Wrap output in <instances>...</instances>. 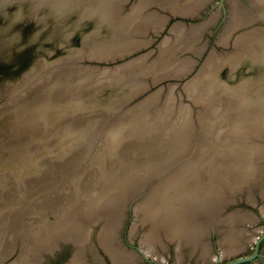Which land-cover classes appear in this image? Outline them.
<instances>
[{"label":"rangeland","instance_id":"1","mask_svg":"<svg viewBox=\"0 0 264 264\" xmlns=\"http://www.w3.org/2000/svg\"><path fill=\"white\" fill-rule=\"evenodd\" d=\"M92 1H100L108 9L102 10L98 15L100 28L94 26V20L97 18L78 21L72 12H68L65 21L62 22V26L73 33L67 37L64 33L50 34V31L32 37L31 26L26 18H22L20 24L15 26L22 42L27 41L26 44H31L30 49L38 47V51L42 52V57L38 58L33 68L34 78L32 77L31 82L20 94L33 91L37 86L34 85L40 79L57 70L68 72L67 81L63 85L56 83L42 92L38 91V87L35 88L34 101L42 100L48 97L49 92L57 90L64 92L62 89L64 85H80V82H88L89 70H91L96 78L94 80L90 78L89 81H92L86 83L89 85L86 93L84 95L75 93L71 96L76 95L72 96L73 99L76 98L75 102L81 99L82 103L88 101L96 113L93 115L95 116L93 120L91 119L87 124L92 126L91 129L88 130L85 126V132L75 140L74 146L71 144L67 147L69 151L66 153L63 151L54 154L47 151V153L48 147L54 144L51 142L47 143L42 154L30 158L34 152L30 153V151L38 146L42 147L40 143L45 135L43 131L50 129L48 121L45 122L43 119L40 120L43 124L42 128L31 131L28 127L31 135L27 138L22 137L24 142L18 146L14 145V148L6 149L5 143H18L17 137L20 135H16L18 131L14 132V130L20 125L19 122L23 124L22 116L7 131L10 132L6 135L8 140H2L5 136L0 135L2 140L0 141L2 143L0 146V264H11L14 261L16 263L17 259L18 262L28 261L26 257L24 259L20 257L22 254L32 256L36 253L31 257L30 263H35L36 258L43 259L47 253L45 244L55 242L57 240L55 236L61 229L71 228L70 224L76 223L81 212L85 211L86 206L80 207L81 201L95 195H98L97 197L111 195L119 200L127 199L126 203L131 209L123 218L122 226L125 227L123 232L120 231L123 239L121 240L119 236V241L124 243L122 245L125 249L138 251L137 255H141V259L136 256V262L161 264L156 259L148 257L140 245L141 234L149 229L148 221L143 222L141 228H138L136 233L138 235L135 234L134 241L130 238L131 222L136 219L132 207L139 201L149 203L145 199L149 194L151 195L147 199L160 196L161 193L170 190L173 193L172 197L179 199L184 195L183 198L179 201L174 200V197L168 198L162 205H156L159 207L156 213L171 214L176 218L182 215L188 216L195 231L191 236L184 234L187 237L176 234V240L172 242L166 240V235L163 233L158 235L159 238L163 234L162 238L167 241V250L163 248L164 244L160 243L161 241L156 242L155 245L166 258L164 264H173L178 260L177 258L180 259L179 264H195L201 250L195 246L199 244V239H205L207 242L205 249L210 252L218 254L221 249L226 250L222 260L208 264H226L236 258L250 256L255 252L256 243L249 242L247 233L259 239L257 253L246 262L238 264H264V214L260 210L264 205V18L259 16V9L252 2L250 3L251 0H237L239 5L236 9H240L241 14L247 15L248 20L244 17L238 19V22L227 30L228 32L224 31L225 39L219 42L217 41L219 32L231 15V3L230 0H209L206 7L200 11L201 17L197 19L204 21L203 28L196 34H194L195 30L189 35H183L185 33L183 30L181 33L178 32V36L175 35L168 41L174 40L175 44L165 43L166 49L159 56V43L168 33L175 19H167L175 13L170 11L171 5L179 9L178 4L185 6L193 0L189 3L187 0H143L142 4L145 3L141 8H144L143 12L148 14L154 12L153 18L158 17L157 20H162L158 30L163 28L161 35H157V39L149 46L123 59L105 64L109 68H106L107 72H110L108 74L104 70L62 65L65 61H69L70 56L65 59L59 57L72 54L78 48L81 49L82 37L93 29L98 30V33H91L93 36L89 39L90 52L101 50L95 49L94 46L118 52L125 46V41L130 40L129 34L131 37L136 34L135 36H143L149 40V37L154 36L156 32L150 30L151 25L144 28L142 34L130 33L128 29V37L123 41L117 30V26L124 24L119 12L130 15L135 10L133 7L141 0H125L118 11L115 3L119 0L114 3L113 0ZM181 2L183 3L180 4ZM109 3L110 8L114 9V12L110 11V16ZM11 6L0 2V21L5 14L8 15L14 10ZM88 13L93 14L91 11ZM103 13H105L104 18L101 17ZM123 20L128 22V28L134 27L128 19L123 18ZM185 26L189 27L188 24ZM246 33L251 37H248L250 40L247 39ZM237 36L245 39L234 46L232 43L235 44L234 39ZM45 37L49 38L45 39ZM215 39L217 43L214 42ZM147 42L144 45H147ZM238 45L240 47H237ZM152 49L153 51L147 53L145 59L140 58L146 66H139L142 61H137L135 58ZM232 52H235L237 59L231 54ZM210 54L219 62L218 66L206 70L198 77L203 60ZM154 55L157 57L155 58ZM148 62L151 63L147 65ZM116 63L124 64L119 68H110ZM122 66L125 68H121ZM140 70L144 75L140 74L143 80L137 77ZM104 72L105 74H102ZM152 75L157 82L154 85ZM69 90L70 93L75 92L71 86ZM240 95L246 100L242 101ZM123 104H125L124 110L119 111ZM28 119L32 118L28 116ZM31 125L33 124H30V127ZM45 153L46 155L42 157ZM27 174L31 175L28 177ZM24 180H29V183ZM130 183L131 188H129ZM146 193L148 195H145ZM245 199L251 204L250 206L246 205ZM252 200L255 202L253 205ZM92 204L94 203L89 201L91 207ZM142 207L145 205L143 204ZM246 207L251 208L254 213ZM252 216L256 218L251 220ZM142 220L144 221V217ZM100 221L92 224V236L89 242L92 240L96 242ZM174 223L175 229L181 224ZM182 228H189V224ZM229 235L244 242V249H238V245L236 247L231 245L235 242ZM179 242L181 245L177 246V253L175 245H179ZM141 243L147 241L144 239ZM71 246L72 244L67 242L63 249L72 250ZM97 248L98 256H102V261L97 259L95 261L94 255L88 250L86 252L88 260H86L90 264H111L109 256L103 249L98 246ZM70 255L69 251L61 259V264L68 260Z\"/></svg>","mask_w":264,"mask_h":264},{"label":"bare ground","instance_id":"2","mask_svg":"<svg viewBox=\"0 0 264 264\" xmlns=\"http://www.w3.org/2000/svg\"><path fill=\"white\" fill-rule=\"evenodd\" d=\"M42 1H45V0H41ZM47 2L50 3V5H55L56 8H58L59 12H62L64 13L65 11L69 12V13H73L75 15V17L79 20H82V19H96L94 20V26L97 28H100L98 26L99 25V17L98 15H100L102 13V10H108L107 8L104 7V5L102 3H100V1H92V0H78V2H76V0H46ZM116 0H113V3L115 2ZM122 1V2H121ZM125 0H119L118 2L115 3V6L118 8L117 11L119 10V8L121 7L120 5L124 2ZM178 1V0H176ZM184 1V0H183ZM188 3L190 2V0H187ZM209 0H193L192 2H190L188 5H179V9L177 7H175L174 5H171L172 7H170V11H175V13H180V14H189V15H200L201 14V10L204 9L207 5ZM0 2H2V4L5 3V0H0ZM143 0H141L135 7H133L135 10H133L130 15H124L122 12H119V15L120 17H122V21H123V26L120 25V26H117L118 27V31H119V35H120V38L124 41L126 37H130V40H127L125 41V46L120 49L118 52L115 51V50H104L102 47H97V46H94L95 49H101L99 51H96V52H90L89 51V48H90V40L93 36V34H91L92 32H96L98 33V30H91V31H88L87 35L88 37L84 36L83 38V41L81 43V53L76 50L74 53H72V56H70V59L69 61H65V63H63L62 65H66V66H71L72 65L70 64L71 63V59L72 57H79L82 56H88V57H95V58H113L115 56H120L122 54H125L126 52H129L127 50H133V49H137V48H142V47H145L148 45L149 41L152 39L151 36L149 37V40H147L145 37H141V36H135L137 34H142L144 33L143 30L144 28H146L147 26H150V30L154 31V32H158L159 30V26H160V23L162 20H157L155 18H153L154 16V12L153 13H149L148 12H143L144 11V8L141 9L145 3H143ZM252 2L253 5H256V8L259 9V16L260 17H263L264 18V0H251L250 3ZM176 3V2H174ZM183 2H181L180 4H182ZM230 7H231V12H230V17L228 18L225 26L223 27V29L221 30L220 35H218V38H217V41H222V39L224 40L225 39V36H226V33H224V31L228 32L227 30L230 28V27H233V25L235 23L238 22V19L244 17L245 20H248V17L247 15L245 14H241L240 12V9H236L239 5V1L237 0H230ZM44 4V3H43ZM142 4V5H141ZM186 4V3H185ZM181 6V7H180ZM37 8H39V6H35ZM111 4L109 3V16H110V11L111 12H114V9H111ZM183 7H185L183 9ZM172 8V9H171ZM89 11L93 12V15L92 13H88ZM116 11V12H117ZM242 11V10H241ZM140 12L142 14H140ZM105 15V13H103L101 15L102 18H104L103 16ZM157 15V14H156ZM253 15V14H252ZM127 16V17H126ZM255 16V14L253 15ZM124 19H128V21L131 23V26H134L132 28H128V22L124 21ZM211 20V19H210ZM209 21V20H208ZM207 23V22H206ZM202 24V22L200 23H197V24H188L189 27H186L184 23L182 22H179V23H176L174 25H172L170 28H169V31L166 35H164L162 41L159 43V52H158V55L160 54H163L164 50L166 49V44L168 41H170L169 39H173L174 36H178L177 33L178 32H182L185 31V33L183 35H189L191 31H194V34L197 33L198 30H201L204 26V24ZM94 28V27H93ZM189 28V29H188ZM129 29L130 33H134L135 35L131 37V34H129L127 32V30ZM230 31V30H229ZM129 34V35H128ZM225 34V35H224ZM244 34V33H243ZM128 35V36H127ZM133 35V34H132ZM241 35V34H240ZM238 35V36H240ZM147 36V35H146ZM236 37L234 39V42L235 44L232 43V45H237L238 43H240L243 39H245L244 37ZM245 36V35H244ZM183 37V36H182ZM246 37L247 39L251 38L249 37V34L246 33ZM249 37V38H248ZM227 39V38H226ZM254 39V38H253ZM252 39V40H253ZM250 40V39H249ZM148 41V42H147ZM174 41V40H173ZM171 40V42H173ZM233 41V40H232ZM147 42V45H144V43ZM171 42H168L167 44H170ZM244 42V41H243ZM174 43V42H173ZM172 43V44H173ZM225 43V42H223ZM227 43V42H226ZM175 44V43H174ZM90 45V46H89ZM144 45V46H142ZM244 45V44H243ZM104 46V45H103ZM142 46V47H141ZM172 46V45H171ZM223 46V45H222ZM246 46V45H245ZM178 47V46H177ZM237 47H240L239 45ZM247 47V46H246ZM245 49H248L246 48ZM236 49V48H235ZM239 49V48H238ZM243 49H244V46H243ZM242 49V50H243ZM232 50V49H231ZM249 50V49H248ZM246 51V50H245ZM78 52V53H77ZM162 52V53H161ZM166 52V51H165ZM236 52V51H235ZM234 52V53H235ZM240 52H243L244 51H240ZM247 52V51H246ZM245 52V53H246ZM118 53V54H116ZM147 53H151V51H148L146 53H143L140 57H136L135 59L138 61H140L141 59L143 60V58L145 59ZM230 53V52H229ZM233 52L231 53L232 55L234 54ZM237 53V52H236ZM214 54V53H213ZM159 55V56H160ZM215 55V54H214ZM217 55V54H216ZM236 54H234V58H236L235 56ZM255 55V54H254ZM264 55V54H263ZM148 56V55H147ZM158 56V57H159ZM249 56V55H248ZM155 57V55H154ZM153 57V58H154ZM157 57V56H156ZM155 57V58H156ZM214 57V56H213ZM250 57V56H249ZM80 58V57H79ZM141 58V59H140ZM217 58V57H216ZM233 58V57H232ZM232 58H229V59H232ZM238 58V57H237ZM236 58V59H237ZM74 59V58H73ZM134 59V60H135ZM141 60V61H142ZM219 61V59H216ZM232 60H230L231 62ZM136 61H134L135 63ZM132 63V62H131ZM151 62H148V64H150ZM154 63V62H153ZM162 63V62H161ZM218 63L217 61H215V59H213L211 57V54L210 55H207L206 59L204 60V62L202 63L201 65V68L200 70L198 71L199 73V76L200 77L206 70L208 69H215L217 66H218ZM55 65V64H54ZM57 65V64H56ZM59 65V64H58ZM153 65V64H151ZM60 66V65H59ZM126 66V65H125ZM125 66H122L121 68H125ZM139 66H146L144 61H142ZM138 66V67H139ZM54 67V66H53ZM151 68V67H150ZM47 69V68H46ZM49 69V68H48ZM54 69V68H52ZM109 69V68H108ZM108 69L104 68L102 70H104L105 72L108 71ZM45 70V69H44ZM43 70V71H44ZM118 70V69H117ZM35 71V70H34ZM90 71V72H89ZM87 70V72L90 73V76H89V79H95L96 77H94L91 70ZM149 71V69H148ZM151 71V70H150ZM102 73V74H105ZM175 72V71H174ZM72 73V72H71ZM76 73V72H75ZM108 73V72H107ZM139 76H137L138 78L140 77V74H142V70H140L139 72ZM168 73V72H167ZM69 73L66 72H62V71H58L55 72V73H52L46 77H43L42 79L39 80V82L37 84H35L34 86L36 87H40L41 88V92L47 88V87H53L56 83H60L63 85V83H65L67 81V78L66 76L68 75ZM110 74V72L108 73ZM73 75V74H72ZM76 75V74H75ZM166 76V74H164ZM104 76V75H103ZM141 76H144L143 74ZM136 78V79H138ZM152 78H154V76L152 75ZM89 79H87L88 82H85V83H81L80 82V85H74V84H69V85H64L62 86L63 90H64V94L63 95V98L62 99H66L67 97H72V96H76V95H72L71 94H79V95H84L87 91V87L89 86L88 84L86 83H90L91 81H89ZM143 80L141 77L139 78V80ZM155 79V78H154ZM152 80L153 82L156 81L155 80ZM159 79H162V78H159ZM47 80H49L50 82H48ZM199 80V79H198ZM61 81V82H59ZM136 81V80H135ZM145 81V79H144ZM190 81V80H189ZM195 81V80H194ZM140 82V81H139ZM147 82V81H146ZM188 82V81H187ZM244 82V81H242ZM53 83V84H52ZM94 83V82H92ZM156 83V82H155ZM203 83V82H202ZM51 84V85H50ZM189 84V82H188ZM187 84V85H188ZM194 84V83H193ZM201 85V84H199ZM71 86V88L73 87V90H75V92H71L70 93V90H69V87ZM138 86V85H137ZM189 86V85H188ZM162 87V86H161ZM186 87V86H185ZM86 88V90H85ZM188 88V87H186ZM35 89V88H34ZM184 89V88H183ZM54 90V89H53ZM140 90V89H139ZM58 92V91H57ZM70 93V94H69ZM159 93V92H158ZM205 93V90L203 91V94ZM220 93V92H219ZM130 95V93L128 94ZM234 96V95H233ZM218 97V95H217ZM242 97V95H240V98ZM240 98L238 99L240 101ZM243 100H246L244 97H242ZM14 99V98H13ZM219 99V98H218ZM150 100V99H149ZM230 100V99H229ZM236 100V99H235ZM214 101V100H213ZM224 101V100H223ZM241 101V102H242ZM13 101H9L6 104H4L5 106H9L11 105ZM228 102V101H227ZM235 102V101H234ZM240 102V103H241ZM250 102V101H249ZM140 103V102H139ZM138 103V104H139ZM238 103V102H237ZM221 104V103H220ZM236 104V103H234ZM214 105V104H213ZM136 106V105H135ZM140 105H138L139 107ZM248 107V106H247ZM10 108V106L8 107ZM2 108H0V112H2L1 110ZM245 109V108H244ZM124 110V106H122L119 111H122ZM247 110V109H246ZM19 112L20 111H23L22 109H19L18 110ZM245 111V110H244ZM23 115V114H22ZM206 115V114H205ZM21 115H18V114H14L12 116H6L4 118V116L2 117V115H0V120H2L0 122V135H4L5 137L2 139H6V135H9L10 132L8 133L7 131L11 128L12 124L17 121L19 119ZM213 116V115H212ZM2 117V118H1ZM93 117L95 116H85L82 118L83 121H80L81 118L77 119V120H73L71 122H69L67 120V122H65L64 124L61 122L62 118H57L55 120L54 123L52 124H49V128L50 129H46L43 131V133L45 132V135H43V138L41 139V145L42 147L38 146L39 148H41V152L43 153L46 149V145L47 143L50 144L51 142L52 143H55L56 141H58V139H60V137L68 132L69 130H74L75 128H79L81 127L82 125H84L85 123L83 122H88L90 121L91 119L93 120ZM4 118V120H3ZM111 118V116H110ZM109 118V119H110ZM42 120V119H40ZM48 121V120H46ZM163 121V120H162ZM156 122V121H155ZM49 123V121H48ZM92 124V123H91ZM162 124V123H161ZM89 129H91V125L88 126ZM156 127V126H155ZM104 130V129H103ZM189 131V130H188ZM8 134H7V133ZM42 133V134H43ZM41 134V135H42ZM19 135V134H18ZM40 135V137H41ZM189 135V134H188ZM49 137L51 139V141H49ZM0 140V141H2ZM8 140V139H6ZM60 142V141H59ZM2 143H0V146H1ZM7 144L5 146L6 149H11V148H14L16 146H18V144H12L11 142L10 143H5ZM39 145V144H38ZM61 145V144H60ZM71 145V144H70ZM74 146V145H73ZM60 148V147H58ZM33 152L30 151V153ZM54 159V158H53ZM7 167H10V166H7ZM11 168V167H10ZM43 168V167H41ZM30 169V168H28ZM38 172V171H37ZM28 177L29 175L31 174H27ZM42 175V174H41ZM26 181V180H24ZM29 181V180H28ZM26 181V182H28ZM171 181V180H170ZM29 183V182H28ZM192 183V182H191ZM191 183L189 185H191ZM188 184V183H187ZM186 184V185H187ZM1 185V184H0ZM131 183L129 184V188H131ZM183 185V184H182ZM181 185V186H182ZM169 188V187H168ZM180 187H178L179 189ZM192 189V187H189ZM182 188H180L181 190ZM150 190V189H149ZM168 190V189H167ZM140 192V191H139ZM149 192V191H148ZM172 191H166L164 193H161L160 196H157V197H154V198H148V196H150L151 194L148 195V193H146L145 195H148L145 199L148 200L149 203H141V201H139L138 203L134 204L132 209H133V215L134 217H136V219L132 220L131 222V235H130V238L132 239V241H134L135 239V236L138 235L136 234L137 233V230H139L138 228H141L142 224H144L143 222H146L148 221L147 223L149 224V229H147V231L144 232V234L142 233L141 234V239H140V245L143 247V249L146 251L145 254L149 257H152L154 259H156L158 261V263H161V264H164L165 261H166V258L164 256V254L160 253V251L156 248L155 245L156 242H160V243H163L164 246L163 248L165 250H167V244L166 242L164 241V239L162 238L163 237V234L166 235L165 238L166 240L172 242L173 240H176V234L180 235V236H183V237H187L189 236L188 234L193 235L194 234V231H195V227L193 224H191V222L188 220V216H183L182 217H178L176 218L175 216L172 217L171 214H166V213H156V211L158 212L159 211V207L160 205H162L163 202H165L168 198H171L172 197V194L171 193ZM193 192V191H192ZM198 192V191H197ZM190 196L192 195V193L190 192L189 193ZM195 194V193H194ZM198 194V193H197ZM196 194V195H197ZM98 195H95V196H92L90 198H87L85 200H82L81 201V204H80V207H82V205L86 206L85 208V211L84 212H81V216L79 215V220L76 222V223H71V228L69 229H66V230H60L59 233L56 234L55 236V239L57 238V240L55 242H50V243H47L45 244V250L47 252H50L52 251L53 249L55 248H58L62 243L63 241H66L70 244H72V254H71V257L64 263V264H90L86 258V252L87 250L88 251H91L92 255H94V260L96 261L99 260V261H102V257L101 256H98V247H100V249H103V251L109 256L110 258V261H111V264H140L138 262H136V256H138L139 259H141V255H137V251L134 252V251H130L128 249H125L122 245V243L119 241V232H120V227L122 226V221H123V218H124V215H125V212H126V209H127V199H121L119 200L118 198H114V197H111V195H107V196H100V197H97ZM184 195L181 196V198L179 199H176L175 196L174 197V200H181L183 198ZM172 197V198H173ZM104 198V199H103ZM119 200V201H118ZM89 201L94 203L92 204V207L91 205H89ZM118 201V202H117ZM170 201H173L172 199H170ZM252 205L255 203L254 200H252ZM247 203L249 205H251L248 201ZM143 204L145 205V207H142ZM182 203H180L181 205ZM158 205V206H156ZM156 206V207H155ZM144 208V209H143ZM249 210V209H248ZM262 214H264V205L263 207L261 206L260 208ZM251 212V210H250ZM142 217H144V221L142 220ZM62 215H61V219H62ZM160 218V219H159ZM254 218L256 217H253L251 218V220H254ZM84 219V220H83ZM101 220V221H100ZM188 220V222H187ZM251 220H248L251 221ZM84 221V222H83ZM99 222V227H97V232H96V242H89L88 240L90 239V237L92 236V224L94 222ZM174 222H178V223H181L180 226H178L176 229L174 228ZM146 223V225H147ZM189 224V228H182L184 225L185 226H188ZM238 225V224H237ZM63 228H66V227H63ZM148 228V227H147ZM151 228V229H150ZM95 231V230H94ZM141 231V229H140ZM162 234V237L160 236L158 238V235ZM233 233V231H232ZM255 233V232H254ZM136 234V235H135ZM184 234H186L187 236H185ZM205 234V233H204ZM203 234V235H204ZM248 234V239H249V242L251 244H253L252 242H255L257 240V236H254V235H249L250 233H247ZM202 235V236H203ZM235 235V234H234ZM201 236V237H202ZM231 236V235H229ZM235 237V236H234ZM233 236H231V239L234 240V244H231V245H234V247H236L237 245V248L238 249H244L245 247V244L244 242H240L239 241V238L235 237L234 238ZM246 237V236H245ZM134 239V240H133ZM144 239L147 241V243H144L142 244L141 242L144 241ZM236 239V240H235ZM238 239V240H237ZM255 239V241H254ZM131 241V240H130ZM149 241V242H148ZM199 244H195V246H197V248H201L200 252H199V255L197 257V260L195 262V264H208L209 262L210 263H213V262H216L218 261L219 259L221 260L222 257H224V255L226 254V250H222L216 254V253H213V252H210L209 250H206L205 248L207 247V242L205 241V239H199ZM231 241V240H230ZM221 242V241H220ZM44 243V242H43ZM149 243V244H148ZM180 244H176L175 246V250L177 251L178 253V247H180L181 245V242H179ZM166 244V245H165ZM248 244V243H247ZM160 245V244H159ZM221 245V244H220ZM223 246V244L221 245ZM22 247H25V246H22ZM42 247V245H41ZM160 247V246H159ZM232 247V246H231ZM233 247V248H234ZM236 248V249H237ZM142 249V248H140ZM208 249V248H207ZM232 249V248H231ZM235 249V248H234ZM211 250V249H210ZM233 250V249H232ZM142 251V250H141ZM197 251V250H195ZM235 252V251H234ZM90 253V252H89ZM88 253V254H89ZM140 253V252H139ZM190 253V252H189ZM232 253V252H231ZM36 253L32 254V256H34ZM144 254V255H145ZM179 255V254H178ZM31 255H23L20 256L22 259H24L26 257V262H22L21 260L18 262V259L15 263L12 262L11 264H42V261L43 259H38L36 258L35 260V263H30L31 262ZM89 256V255H88ZM93 257V256H92ZM183 258V257H182ZM38 259V260H37ZM87 259V260H86ZM150 259V258H149ZM178 260H176L173 264H179V261L180 259L177 258ZM183 260V259H182Z\"/></svg>","mask_w":264,"mask_h":264},{"label":"water","instance_id":"3","mask_svg":"<svg viewBox=\"0 0 264 264\" xmlns=\"http://www.w3.org/2000/svg\"><path fill=\"white\" fill-rule=\"evenodd\" d=\"M4 4L6 6L11 4L14 10L8 13V15L5 14V16L0 21V50H3V52L0 51V108H2L1 109L2 112H0V114H2V117L4 116V118L6 116H12L14 114H18L23 117V119H21V121H23V124L19 122L20 125H18L20 129L18 130V127H17V129L14 130V132L18 131L17 133H15L16 135L18 134L20 135L19 137H17L18 138L17 144L21 145V142H24L23 139H21L22 137L27 138L28 135L29 136L31 135L29 134L30 130L28 129V127L31 128V131L39 130L42 128L43 124L40 121V119H43L45 122L46 120H48L49 124H52L55 122L57 118H62L61 122L64 124L65 122H67V120L71 122L79 118L82 119L85 116H93L96 112L93 110L92 105H90L86 99H84V101L85 100L87 101L85 103L81 102L82 99L80 101L78 100L77 102H75L76 98L73 99L74 97L62 99L63 95L65 94L61 92V90H57L58 92L57 91L49 92V94H47L48 97H45L42 100L38 99L36 101H34L35 89L33 91L31 90H29V92L27 91L28 93L26 92V93L20 94L22 89L26 85H28L29 82H31L32 77L34 78L35 74H34L33 68L37 64V61L39 60L38 58L42 57V52L41 50L38 51V47L36 49H34V47H31L30 49L31 44H26L28 43L27 41L22 42L21 41L22 39L20 38V34L15 29V26L20 24V20H22V18H26L27 22H29L31 26L30 32L32 34V37H35L37 35L40 36L44 32L48 33V31L51 32V33L49 32L50 34L64 33V35L67 37L68 35L73 34L67 29V27L62 26V22L65 21L64 19L68 12L67 11H65L64 13L59 12L58 8H56L55 5H50V3L47 2L46 0L42 1V3H41V0H5ZM12 6H11V9H12ZM35 6H39V8ZM201 15L202 13L200 15L172 13L171 16H168L167 19L169 20L170 18H175L172 25L179 23V22H182L184 24H197L200 22H204L202 20L201 21L197 20L201 17ZM161 30H163V28ZM161 30L158 31V33L154 34V36H151L152 39L149 41L147 46L152 44L157 39V35L158 36L161 35ZM87 34L88 33L84 34V36H86ZM48 38L45 37V39H48ZM83 38L84 37H82V41H83ZM214 42L217 43L216 39L214 40ZM44 44H46V42ZM145 47H142V48H145ZM142 48L133 49L129 52H126L125 54H122L120 56H115L113 58H95L91 56L90 57L84 56L83 58H79V57L76 58L74 56L73 57L74 59L70 60L71 61L70 64L72 65V67L81 66V67L90 68L93 70H102L104 68H108V66L105 64L109 62L117 61L118 59H123L124 57L131 55L132 53L139 51ZM78 49L81 50L80 48ZM150 51H153V49ZM63 56L64 57L60 56L59 58L65 59L67 58V56H72V54L63 55ZM116 64H114L110 68H114V67L119 68L124 63L120 65L118 64L116 65ZM47 81L50 82L49 80ZM156 83H153V85ZM177 84H179V82H177ZM38 88H39L38 91L41 90L40 87ZM48 88L50 87H47V89ZM24 94H25V98H24ZM40 94H43V93H40ZM9 101H13L11 105H9L10 108H8L9 106L4 105V104L7 105ZM67 103H70V104H67ZM122 106H125V104L121 105V107ZM19 109H22L23 111L19 112L18 111ZM26 116L27 118H25ZM28 116L29 118H32V119L29 120ZM1 121L2 120H0V122ZM30 124H33L31 125L32 127H30ZM87 124H89V122L79 127L78 129L75 128L74 130L72 129L64 133L60 137V139H58V141H56L54 144H51V146L48 147L46 152L49 151L50 154H54L55 152H59V151H63L65 153L69 151L67 147H69L70 144L74 145L75 140H77L78 137H80L85 132L84 131L85 126L89 130V127L87 126ZM49 141H51L50 137H49ZM57 147H60V148L56 150ZM40 149L41 148L39 147H36L35 149H33L34 152L30 158L32 157L34 158L35 156H37L36 154L38 155L42 154ZM45 155L46 153L43 154L42 157ZM43 166L48 167V165L47 166L43 165ZM39 167H42V166H39ZM239 200H242V199H239ZM245 203L246 205H249L246 199H245ZM126 206H127L126 211L131 209L129 204H127ZM246 209H249L251 210L252 213H254L251 208L246 207ZM258 241L259 239L255 241L256 243L255 252L252 255L236 258L235 260H232L226 264H238L241 262H246L247 260L251 259V257L257 253ZM66 244L67 242L63 241V243L58 248H55L52 251L47 252L46 255L48 257L53 256L56 251L61 250V248H63V246ZM71 254H72V250H71ZM70 257H68V259ZM218 261H220V259Z\"/></svg>","mask_w":264,"mask_h":264},{"label":"flooded vegetation","instance_id":"4","mask_svg":"<svg viewBox=\"0 0 264 264\" xmlns=\"http://www.w3.org/2000/svg\"><path fill=\"white\" fill-rule=\"evenodd\" d=\"M128 210L125 212L124 217L127 215ZM125 226H121L120 227V231L123 232ZM120 232V239L122 238V234ZM123 239V238H122ZM121 239V240H122ZM123 243V242H122ZM124 244V243H123ZM129 245V244H128ZM130 246V245H129ZM126 247V246H125ZM133 249V248H132ZM71 252L70 248H61L60 251H56L55 254L53 256H49L50 258L46 257V254L43 257V261L42 264H47V262H54V264H61V259H63L68 252ZM134 252H136V249H133ZM138 252V251H137ZM102 257V256H101ZM65 262V261H64ZM64 264V263H62Z\"/></svg>","mask_w":264,"mask_h":264}]
</instances>
